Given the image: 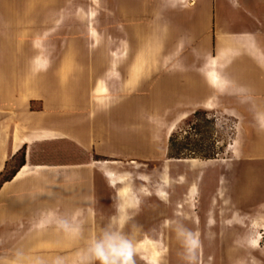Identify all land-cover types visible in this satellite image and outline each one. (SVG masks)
<instances>
[{
    "label": "crops",
    "instance_id": "crops-1",
    "mask_svg": "<svg viewBox=\"0 0 264 264\" xmlns=\"http://www.w3.org/2000/svg\"><path fill=\"white\" fill-rule=\"evenodd\" d=\"M92 1L99 3L91 2L80 17L88 38L100 35L94 23L99 4L107 7L106 19L116 21L118 44L108 51L113 59L87 100L78 99L71 85L68 93L54 88L30 96L29 85L44 84L51 64L38 57L24 60L14 39L32 35L28 22H39L43 32L44 13L29 18L38 0L22 3L24 11H0V36L10 39L0 46V175L12 162L22 163L0 188V264H53L56 258L78 264L89 241L110 223L120 226L126 205L134 201L130 189L118 185L135 174L112 164L154 160L151 150L165 117H175L167 125L168 138L197 108L230 110L222 91L244 87L249 92L244 100L256 101L253 116L264 125L263 46L253 33L229 31L238 22L263 24L264 0ZM232 40H243L242 46H230ZM239 55L244 61L233 62ZM230 152L234 157L212 161L227 165L236 159V150ZM226 175L219 173L215 200L225 193ZM108 188L113 193L105 202ZM73 217L79 237L55 224L56 218Z\"/></svg>",
    "mask_w": 264,
    "mask_h": 264
},
{
    "label": "rangeland",
    "instance_id": "rangeland-1",
    "mask_svg": "<svg viewBox=\"0 0 264 264\" xmlns=\"http://www.w3.org/2000/svg\"><path fill=\"white\" fill-rule=\"evenodd\" d=\"M38 1L29 18L44 13V31H41L39 22H28L32 26V35L14 39L22 46L24 60L30 62L38 57L51 64L49 75L43 72L46 75L44 84L29 85L30 96H40L54 88L68 93L71 85V92L76 93L78 99L91 98L98 79L113 59L108 51L118 44L116 21L106 19L107 7L96 4L94 23L100 35L90 39L80 17L95 1ZM27 2L30 0H0V11L11 8L16 13L24 11L27 6L22 3ZM51 18L56 21L48 22ZM47 25L51 26L47 28ZM229 31L233 34L253 33L264 50V23L238 22ZM9 40L0 36V46L5 47ZM241 41L232 40L228 44L238 48L242 46ZM91 43L94 47L90 51ZM244 58L239 55L233 62H243ZM233 89L221 93L224 105L230 110L217 114L213 110L197 108L176 125L168 138L167 125L175 117H165V123L158 125L156 145L151 150L154 160H140L133 166L112 164L114 168L135 174V179L127 178L118 185L130 189L134 199L126 205L125 221L121 223L122 232L134 246V264H152L145 257L147 251L136 248V242L145 236L161 243L160 251L165 255L160 264H230L231 251L242 253L241 264H264V125L253 116L256 101L244 100L249 92L244 87ZM258 89L260 87L253 90L257 92ZM142 90L148 92L149 87L142 86ZM94 103L98 109L99 102ZM32 108L39 107L33 105ZM172 136L175 150L180 148L188 154V149H198L204 155L216 157H197L198 160L170 158L164 149L167 145L169 151ZM232 149L236 150V159L227 165L220 167L219 161H212L234 157L230 152ZM95 158L109 159L101 155ZM19 164V159L12 162L8 172ZM220 171L227 174L225 193L215 200L213 194ZM106 191L105 202L113 193L111 188ZM163 192L166 193L164 196L161 195ZM245 198L249 201L247 206L243 203ZM240 214L242 219L238 218ZM180 227H184L181 234ZM256 236H260L258 245L252 244ZM240 237L246 238L240 240ZM194 239L196 242L192 244Z\"/></svg>",
    "mask_w": 264,
    "mask_h": 264
},
{
    "label": "clouds",
    "instance_id": "clouds-1",
    "mask_svg": "<svg viewBox=\"0 0 264 264\" xmlns=\"http://www.w3.org/2000/svg\"><path fill=\"white\" fill-rule=\"evenodd\" d=\"M56 227L73 237H79L80 226L72 219H55ZM122 225L109 224L98 236L92 238L86 250L80 255L78 264H134V246L123 232ZM37 264H44L38 261ZM53 264H64L62 258H56Z\"/></svg>",
    "mask_w": 264,
    "mask_h": 264
},
{
    "label": "bare ground",
    "instance_id": "bare-ground-1",
    "mask_svg": "<svg viewBox=\"0 0 264 264\" xmlns=\"http://www.w3.org/2000/svg\"><path fill=\"white\" fill-rule=\"evenodd\" d=\"M165 194L166 193H164V192L161 193L162 196H164ZM179 230H180L179 231L180 232L179 234H181L183 232V230H184V227H180ZM160 245H161V243L158 240L152 239L149 236H145L142 240H140L139 242H136V248L138 250L147 251L145 257L152 264H160L159 261L165 255L164 252H161L160 251ZM241 255H242V253H240L239 251H231L230 252V256L231 257L229 258L228 262L230 264H241V263H243L242 262V259H241Z\"/></svg>",
    "mask_w": 264,
    "mask_h": 264
},
{
    "label": "trees",
    "instance_id": "trees-1",
    "mask_svg": "<svg viewBox=\"0 0 264 264\" xmlns=\"http://www.w3.org/2000/svg\"><path fill=\"white\" fill-rule=\"evenodd\" d=\"M197 114H199V112H196V115ZM172 139H173V136L170 139L169 151H168V155L170 156V158H188V157L197 158V157H200V158H205V159H212V158L216 157V156L204 155L198 149H188L190 151V153H188V154L185 153L180 148H177L178 150H175L176 147L173 145ZM184 148H186V147H184ZM20 164H22V163L20 162ZM20 164L17 167H15V169H13L11 172H7L3 175H0V188L4 182H7V181H10L13 179V177L17 173V170H18V167L20 166Z\"/></svg>",
    "mask_w": 264,
    "mask_h": 264
},
{
    "label": "flooded vegetation",
    "instance_id": "flooded-vegetation-1",
    "mask_svg": "<svg viewBox=\"0 0 264 264\" xmlns=\"http://www.w3.org/2000/svg\"><path fill=\"white\" fill-rule=\"evenodd\" d=\"M190 192V191H189ZM198 191L196 190V193H197ZM195 242H196V239H194L193 241H192V244H195Z\"/></svg>",
    "mask_w": 264,
    "mask_h": 264
}]
</instances>
